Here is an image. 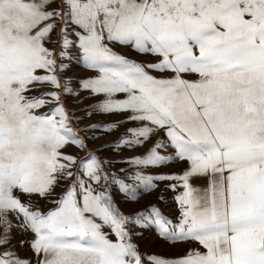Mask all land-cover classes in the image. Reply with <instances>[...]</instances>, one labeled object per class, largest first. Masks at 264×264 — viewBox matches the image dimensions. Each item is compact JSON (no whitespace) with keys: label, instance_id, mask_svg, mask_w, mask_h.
<instances>
[{"label":"snow or ice","instance_id":"obj_1","mask_svg":"<svg viewBox=\"0 0 264 264\" xmlns=\"http://www.w3.org/2000/svg\"><path fill=\"white\" fill-rule=\"evenodd\" d=\"M0 264H264V0H0Z\"/></svg>","mask_w":264,"mask_h":264},{"label":"rangeland","instance_id":"obj_2","mask_svg":"<svg viewBox=\"0 0 264 264\" xmlns=\"http://www.w3.org/2000/svg\"><path fill=\"white\" fill-rule=\"evenodd\" d=\"M73 71L74 72L75 71H79V69H74ZM97 119H103V118L102 117H97ZM115 135L116 134L113 133V136H115ZM103 139L108 140V139H111V137L105 136V137H103ZM97 143H99V141H97ZM139 150L140 149H137V151H139ZM104 154L105 155H120V156H124V155H127L129 153L127 151H124V152H120L118 154L111 153V152H106ZM116 167H124V164H117ZM169 167L170 168H176V167H178V165H169ZM165 195L167 196L168 194H165ZM116 198L119 199V194L118 193H116ZM155 198H156V193H152L151 195H145L144 198L140 201V203L143 204L144 202H146L148 200H155ZM160 206L162 207V209L165 212H168V211L171 210L170 205L168 203L161 202ZM135 207H137L136 204H129V205H126V210L130 209V208H135ZM139 239L141 241L142 247L150 248L153 251H170L171 250L163 242L156 244L155 241H156L157 237L155 236V233L152 232V231L145 232V234L143 236L139 237Z\"/></svg>","mask_w":264,"mask_h":264}]
</instances>
